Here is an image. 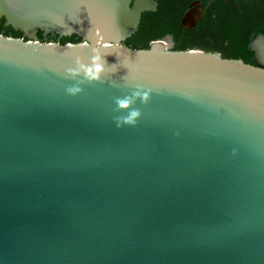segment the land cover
<instances>
[{
	"label": "water",
	"instance_id": "obj_1",
	"mask_svg": "<svg viewBox=\"0 0 264 264\" xmlns=\"http://www.w3.org/2000/svg\"><path fill=\"white\" fill-rule=\"evenodd\" d=\"M155 6L0 0V264H264V33L255 64L120 43Z\"/></svg>",
	"mask_w": 264,
	"mask_h": 264
},
{
	"label": "flooded vegetation",
	"instance_id": "obj_2",
	"mask_svg": "<svg viewBox=\"0 0 264 264\" xmlns=\"http://www.w3.org/2000/svg\"><path fill=\"white\" fill-rule=\"evenodd\" d=\"M155 1V9L142 11L137 29L120 39V43L131 47H148L154 41H161L172 49L183 46L184 49L219 52L216 48L217 44L220 43L217 38L219 32L214 31L216 34L218 33L217 37H213L212 32H210V28L214 26L211 19L216 15L212 0ZM195 2L199 4L201 10L200 18L195 20L192 25H183L182 16L185 10L194 7ZM163 25L166 26L165 31L162 32L160 27ZM48 33H42L43 37L48 38ZM75 37L79 41L82 40V37L77 34ZM56 39L59 40V36H56Z\"/></svg>",
	"mask_w": 264,
	"mask_h": 264
},
{
	"label": "trees",
	"instance_id": "obj_3",
	"mask_svg": "<svg viewBox=\"0 0 264 264\" xmlns=\"http://www.w3.org/2000/svg\"><path fill=\"white\" fill-rule=\"evenodd\" d=\"M205 1V0H203ZM215 6L216 15L211 19L212 36L217 37L214 31L219 32V44L216 48L223 57H238L245 62L255 64L254 54L248 48V42L252 34L256 32L264 33V0H212ZM4 17H0V33L21 37L22 32L11 25H4ZM166 26V25H165ZM165 26L160 27L165 31ZM214 28V29H213ZM213 29V30H212ZM39 38H43L41 30L37 31ZM75 33L71 35H58L50 31L47 40L65 42H77ZM59 36V40L56 39ZM216 39V38H215ZM145 48V47H134ZM179 46L177 49H184ZM216 49V50H217Z\"/></svg>",
	"mask_w": 264,
	"mask_h": 264
},
{
	"label": "clouds",
	"instance_id": "obj_4",
	"mask_svg": "<svg viewBox=\"0 0 264 264\" xmlns=\"http://www.w3.org/2000/svg\"><path fill=\"white\" fill-rule=\"evenodd\" d=\"M104 47H111V45L106 44L104 45ZM93 51H96V49H93ZM99 59L100 58L98 56H94L92 65L85 68V76L89 81L99 80L100 78V73L103 71V64L98 62ZM66 91L69 95L75 96L78 93H80L82 90L79 87H70L66 89ZM151 91H152L151 89H148V90H144L142 93L136 92L134 93V95L141 96L142 102L147 103L150 99ZM116 103L119 109H127L129 107V104L132 103V100L128 97H125L123 99H117ZM140 116H141V112L139 109H132L131 111L127 112L126 115H120L115 117L114 121L118 128L124 125H135L137 123V119Z\"/></svg>",
	"mask_w": 264,
	"mask_h": 264
}]
</instances>
